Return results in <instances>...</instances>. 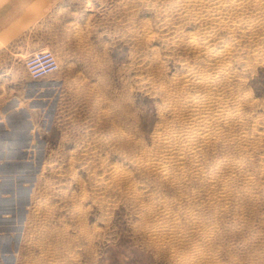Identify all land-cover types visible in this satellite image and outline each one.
Wrapping results in <instances>:
<instances>
[{
  "label": "rangeland",
  "instance_id": "1",
  "mask_svg": "<svg viewBox=\"0 0 264 264\" xmlns=\"http://www.w3.org/2000/svg\"><path fill=\"white\" fill-rule=\"evenodd\" d=\"M222 2L0 0V264H264V0Z\"/></svg>",
  "mask_w": 264,
  "mask_h": 264
},
{
  "label": "built area",
  "instance_id": "2",
  "mask_svg": "<svg viewBox=\"0 0 264 264\" xmlns=\"http://www.w3.org/2000/svg\"><path fill=\"white\" fill-rule=\"evenodd\" d=\"M26 68L34 79L43 78L57 70V62L50 52H38L26 60Z\"/></svg>",
  "mask_w": 264,
  "mask_h": 264
},
{
  "label": "bare ground",
  "instance_id": "3",
  "mask_svg": "<svg viewBox=\"0 0 264 264\" xmlns=\"http://www.w3.org/2000/svg\"><path fill=\"white\" fill-rule=\"evenodd\" d=\"M208 2L210 3V4H212V6L213 5H217L218 3H222V5L224 4L223 2H222V0H208ZM231 2V1H230ZM252 2V1H251ZM262 2V1H261ZM194 3V2H193ZM206 3V2H205ZM244 3V2H243ZM254 3V2H253ZM227 4V3H226ZM229 4V3H228ZM240 4V3H239ZM255 4V3H254ZM206 5V4H205ZM257 5V4H256ZM196 6V5H195ZM239 6V5H238ZM258 6V5H257ZM202 7V6H201ZM214 7V6H213ZM224 7V6H223ZM259 7V6H258ZM240 8V7H239ZM250 8V7H249ZM248 8V9H249ZM204 9V8H203ZM209 8L207 7V10H208ZM253 9V8H252ZM194 11V10H193ZM220 11V10H219ZM257 11V10H256ZM208 12V11H207ZM261 12V11H260ZM230 13V12H229ZM203 15V14H202ZM196 16V15H195ZM225 16V15H224ZM228 16V15H227ZM214 17V16H213ZM204 18V17H203ZM228 19V18H227ZM199 20V19H198ZM233 20H236V19H233ZM216 22V21H215ZM238 23V22H237ZM233 24V23H232ZM235 24V23H234ZM213 25V24H212ZM231 28V27H230ZM225 29V28H224ZM209 31H207L206 32V36L207 37H209V36H211L212 35V30H210V29H208ZM242 31V30H241ZM240 38V37H239ZM204 40V39H203ZM218 40V39H217ZM195 41V40H194ZM221 41V40H220ZM204 43L206 42L205 40L203 41ZM213 43V42H212ZM192 44V43H191ZM222 44L223 45H221L219 48H221V49H211V50H209V53H210V55L211 56H214V58L215 57H221V56H223V53H224V51H225V49H227L226 47H227V45L226 44H224V42H222ZM190 45V44H189ZM187 46H188V44H187ZM196 45H194V47H195ZM202 46V45H201ZM204 47H206V46H204ZM190 48V47H189ZM209 48H210V46H209ZM223 48V49H222ZM194 50V49H193ZM253 54V53H252ZM196 56V55H195ZM213 58V57H212ZM54 59H55V57H54ZM234 59V58H233ZM56 60V59H55ZM186 60V59H185ZM227 61V60H226ZM210 62V61H209ZM211 63H213V62H211ZM215 63V62H214ZM221 63V62H220ZM222 64V63H221ZM216 66V65H215ZM214 66V67H215ZM229 67V66H228ZM57 69H58V66H57ZM219 69H221V68H219ZM225 70V69H224ZM224 70H222V72L224 71ZM187 73H189V72H187ZM186 75V74H185ZM211 76V75H210ZM227 76V75H226ZM214 77V76H213ZM217 77V76H216ZM228 77V76H227ZM218 79V78H217ZM201 80V79H200ZM203 80V79H202ZM192 81V80H191ZM197 81V80H196ZM199 81V80H198ZM198 81H197V83H198ZM199 84V83H198ZM212 84V83H211ZM203 86V85H202ZM220 86V85H219ZM217 88V87H216ZM212 89V88H211ZM215 90V89H214ZM164 91V90H163ZM198 91V90H197ZM219 91H221V89L219 90ZM165 93V92H164ZM224 94V93H223ZM221 97V96H220ZM203 98V97H202ZM192 100V99H191ZM194 101H196V100H194ZM216 103V102H215ZM211 104H212V102H211ZM197 105V104H196ZM210 105V104H209ZM219 106V105H218ZM161 107V106H160ZM195 108V107H194ZM203 109H204V107H203ZM233 109V108H232ZM186 111V110H185ZM209 111V110H208ZM194 112H196V111H194ZM217 113H218V111H217ZM214 114V113H213ZM191 115V114H190ZM189 116V115H188ZM193 116V115H192ZM202 116V115H201ZM213 117H215V116H213ZM212 117V118H213ZM209 118V117H208ZM211 118V117H210ZM220 119V118H219ZM222 119V118H221ZM185 120V119H184ZM226 120V119H225ZM224 120V121H225ZM191 122V121H190ZM221 122V121H220ZM188 126V125H187ZM190 126V125H189ZM202 126V125H201ZM200 126V127H201ZM214 126V125H213ZM199 127V128H200ZM206 128V127H205ZM199 130H201V129H199ZM198 130V131H199ZM206 130V129H205ZM187 131H188V129H187ZM200 132V131H199ZM192 133V132H191ZM205 133V132H204ZM201 136V135H200ZM165 137H166V135H165ZM207 137V136H206ZM191 140V139H190ZM189 142V141H188ZM194 142V141H193ZM216 147V146H215ZM212 148V147H211ZM194 149V148H193ZM175 150V149H174ZM178 150V149H177ZM237 150V149H236ZM163 151V150H162ZM181 151V150H180ZM183 151V150H182ZM245 151V150H244ZM176 152V151H175ZM177 155V154H176ZM170 156H172V155H170ZM225 165V164H224ZM149 173V172H148ZM152 173V172H151ZM116 184V183H115ZM213 186V185H212ZM161 207V206H160ZM195 233V232H194ZM205 237V236H204ZM199 238V237H198Z\"/></svg>",
  "mask_w": 264,
  "mask_h": 264
}]
</instances>
